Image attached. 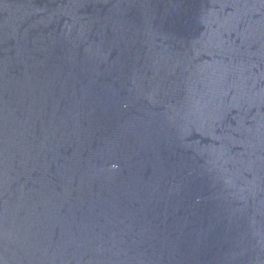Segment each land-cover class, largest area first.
<instances>
[{
	"label": "water",
	"instance_id": "water-1",
	"mask_svg": "<svg viewBox=\"0 0 264 264\" xmlns=\"http://www.w3.org/2000/svg\"><path fill=\"white\" fill-rule=\"evenodd\" d=\"M0 264H264V0H0Z\"/></svg>",
	"mask_w": 264,
	"mask_h": 264
}]
</instances>
